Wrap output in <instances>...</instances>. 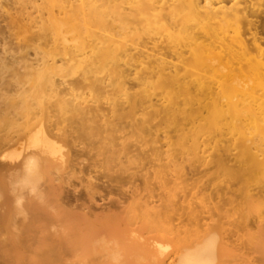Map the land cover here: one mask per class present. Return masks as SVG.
I'll use <instances>...</instances> for the list:
<instances>
[{"label": "bare ground", "instance_id": "bare-ground-1", "mask_svg": "<svg viewBox=\"0 0 264 264\" xmlns=\"http://www.w3.org/2000/svg\"><path fill=\"white\" fill-rule=\"evenodd\" d=\"M83 1L90 13L76 22L42 20L53 44L36 65L15 69L28 78L1 75L0 242L70 240L68 226L106 210L151 227L175 213L182 221L172 242L154 244L160 264L264 257V39L254 0ZM76 70L80 82L55 77ZM132 73L138 91L128 86ZM85 84L119 96L108 108L99 95L89 103ZM87 133L112 143L134 135L152 154L153 162L125 165L138 182L120 188L127 205L101 198L99 172L116 167L84 145ZM88 162L98 174L71 184ZM236 230L237 242L221 237ZM171 246L176 258L166 263Z\"/></svg>", "mask_w": 264, "mask_h": 264}, {"label": "rangeland", "instance_id": "rangeland-1", "mask_svg": "<svg viewBox=\"0 0 264 264\" xmlns=\"http://www.w3.org/2000/svg\"><path fill=\"white\" fill-rule=\"evenodd\" d=\"M92 1L90 4L93 7L100 4L98 0ZM252 7L250 12L259 21L258 30L264 39V0H254ZM88 9V5L86 6L83 0L61 1L53 6L44 0H0V78L1 75L12 81L28 78L29 75L17 73L15 69L36 65L39 54L42 55L40 49H50L53 40L40 33L42 20L50 14L59 17L69 14L76 19L74 21L76 22L90 13ZM30 17L33 19L30 20ZM132 26L142 27L143 23L138 21ZM57 59L65 60L62 56ZM55 77L74 82L83 80L82 72L77 70L67 76ZM127 80L128 86L133 91L140 89L139 84L134 80L133 73ZM83 90L89 103L95 95H99L106 108L110 105L106 103L110 98L119 96V91L110 85L104 89L105 91H99L85 84ZM55 100L56 97L51 96L47 101ZM129 121L128 118L124 124ZM131 136L130 134L119 135L115 137L113 143L106 134L100 137L87 133L81 139L88 149L98 154L97 158L111 162L113 167L109 170L116 167L112 171L99 172L103 175L101 183L105 185L101 198L106 204L116 198L124 201V205L128 204L125 202L127 197L123 195L120 188L129 189L135 182L129 178L130 171L125 170V165L129 164L131 157L142 161H154L152 154L143 151L138 146L137 138L134 135L133 138ZM128 137L130 139L126 141ZM163 150H168V147L164 146ZM113 160L117 161L116 164ZM90 163L88 162L74 175L71 184L90 179L98 174L96 167L89 165ZM107 185H114L115 189H106ZM207 188L204 186L203 190L207 191ZM113 213L108 210L100 211L97 218L87 217L80 225L68 226L67 231L74 233V238L70 240L44 243L0 242V264H160L154 254V244L171 243L174 239L173 234L178 232L182 221L179 215L171 213L163 216L156 227H151L142 219L133 217L132 214L124 212L118 216ZM184 221L187 223V220ZM238 233L237 230L228 234L223 233L221 237L227 236L230 241L237 242ZM175 256L176 248L171 246L166 255V263L174 260ZM251 260L252 264H264V257L259 253Z\"/></svg>", "mask_w": 264, "mask_h": 264}]
</instances>
